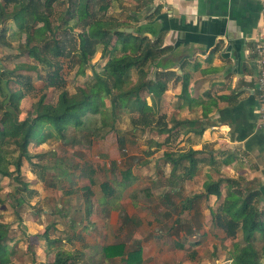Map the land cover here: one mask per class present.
<instances>
[{"label":"crops","instance_id":"obj_1","mask_svg":"<svg viewBox=\"0 0 264 264\" xmlns=\"http://www.w3.org/2000/svg\"><path fill=\"white\" fill-rule=\"evenodd\" d=\"M126 1H131L129 6L132 10H120L116 5L117 11L124 13V19L126 18L125 20L117 19L126 24L130 22L133 28L146 26L152 19L148 24L157 31L163 46L172 49L162 57V64H165L166 68L161 69L160 72L165 74L167 90L156 101L159 117L155 132L166 137L165 141L158 142L156 150L161 151V161L168 170V176L165 178L167 188L179 198L177 203L169 204L178 213L173 219L178 222L179 215L187 212L189 219L199 220L198 228L203 224L200 220L205 222L203 230L193 227V230H189V235L183 230H170L172 234L179 232V236L173 240L175 252L172 264H197L200 261L204 264L202 261L209 256L216 259L215 264H230V251L236 240L227 238L223 230L214 225L212 215V211H216L223 202L225 186L221 187L220 198L212 195L196 196L203 194L204 184L209 178L211 180L230 178L240 180L239 185L246 190H259L264 200V133L257 127V72L252 58L247 53L252 48L254 38L261 26L264 4L258 0H152L143 8L146 12L136 16L132 14V11L141 0ZM132 18H136L137 21L135 22ZM133 28L127 30L132 32ZM143 36L153 39L149 33H144ZM169 74L171 75L168 76ZM184 78L188 80L187 99L182 98ZM160 104L170 107L167 119L163 111L159 114L158 105ZM174 142L175 144L181 142L179 147L186 145V149H169L166 145L164 146V143ZM188 151H197L195 158L209 160L214 165L208 166L199 162L197 169L192 171L193 174L188 179H184L178 169L171 174L173 166L165 161V156ZM82 178L84 182L79 190L85 191L81 194L84 216L76 221H73L70 216L66 218L70 221L73 233L76 230L72 243L85 240L81 243L83 248L86 247L92 252L100 251L106 263L121 264L124 262L122 258L125 259L130 251L139 248V264H169L166 260H157L158 255L149 256L148 240H144L146 234L136 238L135 229L143 225V220L133 216L132 213H126L123 206L120 203L118 205L117 201L120 197L116 194L115 187L110 188L106 182L100 183L99 188L102 194L97 193V198L94 200L96 194L89 189L92 184L90 175L81 176ZM132 178L136 180L134 176ZM119 183L117 182L116 186L119 187V191H122L124 186ZM131 183L132 181L126 186ZM195 183H199L200 187H194ZM104 185L109 188L108 193L103 191ZM186 186L191 190L193 186L195 192L181 198V192ZM32 191L35 192V196H39L36 190ZM133 197L129 196V203L133 208H137L138 203H135ZM70 198L63 197L57 204L56 210L61 212ZM44 213L47 212L44 211ZM109 213L110 217L107 220L104 217ZM118 215L119 230L115 223ZM132 225H134L133 228ZM195 232L205 235L208 240L210 237L217 240L211 245V253L205 252L203 259L198 257L188 237H192ZM24 233V230H19L9 245L16 254L18 244L26 242L24 246H21L25 251L33 252L32 264H44L47 255H54L56 251H62L67 255L73 253L69 249L70 238L66 239L67 241L58 240L60 237L53 238L46 231L41 232V230H28L25 236L19 238L18 235H24ZM160 233L161 230L153 231L154 239L152 240L155 247L158 245L157 238L160 237ZM88 239L91 240L89 243ZM110 240L112 244H108ZM222 242L232 243L225 248ZM121 243L127 251L125 256L117 255L107 258L104 255L105 247ZM129 243L133 247L127 250ZM66 246L68 248H65ZM166 250L168 246L160 244L157 252L153 251L152 254H162ZM222 252L226 255L224 256ZM12 262L14 263L13 260Z\"/></svg>","mask_w":264,"mask_h":264},{"label":"trees","instance_id":"obj_2","mask_svg":"<svg viewBox=\"0 0 264 264\" xmlns=\"http://www.w3.org/2000/svg\"><path fill=\"white\" fill-rule=\"evenodd\" d=\"M120 1L3 0V4H0V24L10 21L15 28L10 35L11 39L20 41L22 34L25 37L24 42H21L16 50L17 54H24L33 61L32 64L18 63L14 66V70L0 73V80L5 82L8 94L4 95V98L13 113L20 114V102L26 94L21 87L14 89L10 86L14 82L9 74L11 75L13 71L36 72L40 66L49 69L43 78L38 79L43 83L42 94L23 120H19L7 110H4L0 117V176L13 178L21 185L15 188L13 195L10 194L13 201L11 207L14 210L24 203L25 195H35L27 183L20 181L23 162L33 163L31 159L33 157L29 154V147L33 142L40 145L46 141H61L71 146L78 145L82 141L91 143L94 139L103 138L102 130L108 129L119 134L117 125L122 114L129 116L131 127L129 132L132 135L136 132L143 133L146 129H157L154 107L156 101L167 90L165 74L160 72L164 67L159 61L172 49L163 46L157 31L148 24L152 19L146 26L133 28L131 24L127 25L117 18L107 17L108 9L116 5L120 10H132L119 4ZM151 1L141 0L132 14L136 16L139 13L144 14L146 10L143 8ZM56 4L66 6L58 25L54 26L51 15ZM10 5L12 9L7 11L6 8ZM132 19L137 21L136 18ZM130 28H133L132 32L127 31ZM8 29V26L1 29L0 44L10 48L6 40ZM62 31L77 33V47L73 46L72 50L66 52L65 41L60 38ZM144 33H149L153 39L143 36ZM71 52L75 56L70 68L78 65L77 75L84 76L86 69H90L92 75L87 83L77 87L76 91L69 95L64 89V80L59 76L58 71L62 65L59 58L69 59ZM98 53L100 58L107 60L97 71L93 68L91 60ZM150 68L154 69L152 75H149ZM132 72L136 75L135 81L130 77ZM14 81L20 86L25 84V81L30 85L28 78L19 82ZM49 88L59 92L54 104L45 102L44 91ZM187 88L188 80L184 78L183 99L188 98ZM146 98H150L153 102L151 107L147 106ZM134 113H137V116H134ZM118 134L117 140L121 141L124 147L129 141L123 133ZM197 153V151H188L167 154L165 161L173 166L171 174L178 169L184 179H188L192 176V171L197 169L199 162L203 165H214L209 160L195 158ZM146 163V160L124 162V169L119 170L121 177L119 184L125 187L132 181V165ZM10 166L13 170H10ZM239 184L238 179L209 178L204 184L203 194L196 197L212 195L220 198L221 187L225 186L223 202L216 211H212V215L214 225L223 230L227 238L232 240H236L239 236L242 238V245L237 242L233 244L230 264H262L264 262L263 196L259 190L249 191ZM103 189L105 193L110 191L106 185ZM3 204L4 201L0 197V205ZM18 231L11 232L8 226L0 221V264H14L12 258L15 251L10 247L9 242ZM255 234H258L262 240L260 248L253 245ZM124 248L122 243L105 247L104 255L107 258L117 255L123 257ZM138 249L130 251L122 261L127 264H136V262L139 264ZM72 260L74 255L56 251L54 255H47L44 264H69Z\"/></svg>","mask_w":264,"mask_h":264},{"label":"rangeland","instance_id":"obj_3","mask_svg":"<svg viewBox=\"0 0 264 264\" xmlns=\"http://www.w3.org/2000/svg\"><path fill=\"white\" fill-rule=\"evenodd\" d=\"M130 2L131 1L121 0L119 4H125L124 6L131 8V6H129ZM0 4H3V0H0ZM65 6L66 5L64 4H56L54 6L51 15V22L54 26L58 25L59 18L64 13ZM6 9L7 11H10L12 9L11 5ZM117 10V7L109 8L107 11V17L125 20L124 13H120ZM119 19L118 21H121ZM6 24H0V34L1 29L4 26H8L9 29L6 33V40L10 44V48L17 50L21 42H24L25 37L22 34L20 41H18V39L15 40L14 38L11 39L10 35L15 28L10 21L6 22ZM130 24V22H127V25ZM130 26H133V24ZM76 34V32L72 34L68 33V31L60 32V38L65 41V45L67 46L66 52L72 50L71 47L73 46L77 47ZM74 56L75 55L71 52L69 59L59 58L62 62L61 68L58 71L59 76L64 80V89L69 95H72L77 87L83 86L87 83L92 75L90 69L85 70L84 76L77 75L76 72L79 69L78 65H75L74 68H70ZM106 60L107 59L100 58V54L98 53L91 60V64L93 65V68L98 71L105 64ZM159 62L164 68H166V65L162 64V60ZM18 63L32 64L33 61L24 54L9 56L5 55L2 51L0 52V73L3 71L14 70V66ZM46 72H49V69L40 66L36 72L19 71L17 73L16 71H13L11 75L9 74V77L12 78L14 82L10 86L14 89L21 87L26 94L20 102V114L18 115L10 110L8 102L4 98V95H8L5 82L0 80V106L3 108L0 107V117L4 110H7L15 117L17 116L19 120H23L33 109V105L42 94L41 89L43 88V83L38 79L43 78ZM153 72L154 70L150 68L149 75H152ZM130 77L132 81L136 80L134 72L131 73ZM25 78L30 80V85L26 84L28 81H25V84L21 86L14 81H23ZM172 81L170 82L171 85ZM58 93L59 92L53 88L45 90V102L54 104L57 100ZM146 100L147 106L151 107L150 105L153 103L151 99L146 98ZM158 109L159 114L163 111L167 119V115L170 114V107L167 105L161 106L160 104V106L158 105ZM154 110L155 120H157L159 116L156 107H154ZM133 115L137 116V113H134ZM130 128L129 116L122 114L117 125V130L120 132L119 134L117 132V134L122 135L123 133L125 138L129 141L124 144V147H122L123 143L117 140V134L108 129L101 131V134L104 135L102 139H94L91 143H85L82 141L80 144L74 146L65 145L61 141H46L41 145L33 142L29 147V154L33 157L31 158L33 163L31 164L27 161L23 162L21 166L20 181L27 183L30 189L36 190L39 196L25 195L26 199L24 203L14 210L11 207L13 201L10 194L13 195L15 188L21 185L13 178H4L0 176V197L4 201V204L0 205V221L5 223L11 232L24 230L26 233L28 230H41V232L46 231L53 238L60 237L58 240L67 241L66 239L70 238L71 242L69 245L71 247L69 249H71V252H73L72 255H74V260L71 264H119L115 262L106 263L100 251L92 252L86 247L83 248L81 243L85 240L82 242L73 241L72 243V237L75 235L76 230H74L73 233V230L70 227V221L66 220V218L70 216L73 221H76L84 216L82 213L84 205L83 195L81 194L85 191L79 190V188L83 186L84 182V179H81V176L89 174L92 180L89 189L96 194L94 195V200L97 198V193L99 195L102 194L99 188L100 183L106 182L110 188L115 187V189H117L116 194L120 199L122 198L121 200L124 199L123 201L119 199L117 201L118 205L120 203L126 213H132L133 216L140 217L143 220V225L140 228L135 229L136 238L146 234L144 240H148V247L150 250V252H148L149 256L156 257V255H158L156 257L157 260H166L169 264H172L175 252V250H173V240L179 236V232L172 234V231L170 230H183L189 235V230H193V227L198 228L199 220L189 219V213L187 212L179 215L178 222H175L173 219L178 213L177 210L171 208L169 204L170 202H173V204L177 203L179 198L175 194H172L170 189L167 188L165 178L168 176V170L165 167V164L161 161V151L156 150V144L165 141L166 137L160 136L156 133V129H146L143 133L136 132L132 135L129 132ZM180 144L181 142L177 144H175V142L164 143V146L166 145V148L169 149L182 148V150H185L186 145L184 147H179ZM127 160L130 162L134 160H146L147 164L145 166L132 165L131 173L136 180L132 178L131 185L126 186L122 191H119V187L116 186L117 182L121 181L119 170L124 169L123 163L127 162ZM114 162L115 165H113ZM10 170H13L12 166H10ZM200 175L203 177L202 174ZM74 176L77 177V180ZM194 187L199 188L200 184L195 183ZM193 189V186L192 190L191 188L189 189L188 186H186L185 189L183 188L181 198L192 195L195 192ZM130 195L134 196L135 203H138L137 208H133L129 203ZM164 196H166V199H164ZM63 197L65 199L68 197L71 198L68 200L67 206H64V208L61 209V213L59 210H56V206L60 203ZM74 198L75 200H73ZM44 211L47 213H44ZM109 217L110 213L104 218L109 220ZM119 221L120 219L118 215L115 219L118 230L120 228ZM201 221H203V224H201L197 230H203V227L205 226L204 220H200V222ZM133 227L134 225H132V228ZM59 230H61V232ZM140 230L142 231L140 232ZM154 230H161L160 237L157 238V247L153 246L155 244L152 240L154 239L152 236ZM25 233L24 235L19 234V238L25 236ZM156 234L157 232L154 237H156ZM188 237H190V242L193 244L194 250L198 253V257L201 259H203L205 252L206 254L211 253V245L214 242H217L213 237H210L208 240L205 235L203 236L202 234H199V232H195L192 237ZM89 241L91 240L88 239L87 242L89 243ZM236 242L241 245L243 244L241 236L236 239ZM25 243L26 242H22L16 247V254L12 258L15 264H32L33 252L24 250L23 246ZM231 243L232 242H222V245L227 248ZM261 243L262 240L258 234H255L253 239L254 247L260 248ZM108 244H112L111 240ZM160 244L168 246V250L164 251L162 254L154 253L153 255V251L157 252V248ZM132 247L133 245L130 243L127 244V250H130ZM65 248L68 247L66 246ZM126 253L127 251H125L124 248V256ZM223 255L225 256L226 254L223 253ZM208 258H211V260H208ZM215 260L216 259L212 256H209L202 262H204V264H215ZM205 261L209 262L207 263ZM121 264H125V262ZM197 264H201V261ZM262 264H264V262H262Z\"/></svg>","mask_w":264,"mask_h":264},{"label":"built area","instance_id":"obj_4","mask_svg":"<svg viewBox=\"0 0 264 264\" xmlns=\"http://www.w3.org/2000/svg\"><path fill=\"white\" fill-rule=\"evenodd\" d=\"M263 2L264 0H258ZM248 55L252 58L255 66L256 84L258 90L257 127L264 133V9L263 19L257 35L254 38L252 48L248 50Z\"/></svg>","mask_w":264,"mask_h":264},{"label":"water","instance_id":"obj_5","mask_svg":"<svg viewBox=\"0 0 264 264\" xmlns=\"http://www.w3.org/2000/svg\"><path fill=\"white\" fill-rule=\"evenodd\" d=\"M120 31H122V29H119ZM128 32L131 31V30H127ZM3 52L5 55H9V56H13V55H16L17 54V51L16 50H13L11 48H8L6 46H3L0 44V52Z\"/></svg>","mask_w":264,"mask_h":264}]
</instances>
